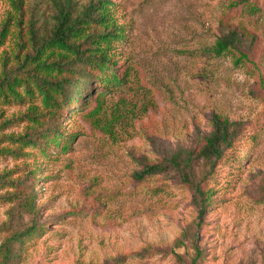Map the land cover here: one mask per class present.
Masks as SVG:
<instances>
[{"label": "rangeland", "instance_id": "374dc122", "mask_svg": "<svg viewBox=\"0 0 264 264\" xmlns=\"http://www.w3.org/2000/svg\"><path fill=\"white\" fill-rule=\"evenodd\" d=\"M58 1L0 0V75L4 61L14 68L29 50L28 27L47 35ZM72 1L75 10L90 2ZM107 2L111 24L122 31L123 43L111 51L121 81L64 114L60 127L70 138L63 152L0 155V176L24 180L37 209L33 218L17 201L0 200V245L3 229L20 232L34 221L45 229L13 248V264H116L145 249L158 255L123 264H189L193 246L197 264H264V0ZM228 29L239 35L237 51L212 57L209 49ZM28 107L0 106V125ZM214 114L237 125L236 137L220 158L199 157ZM30 132L16 121L0 138ZM171 160L177 169L135 181L139 163ZM198 183L211 200L201 215L192 189ZM20 190L4 186L0 198Z\"/></svg>", "mask_w": 264, "mask_h": 264}, {"label": "trees", "instance_id": "16d2710c", "mask_svg": "<svg viewBox=\"0 0 264 264\" xmlns=\"http://www.w3.org/2000/svg\"><path fill=\"white\" fill-rule=\"evenodd\" d=\"M108 3L107 0H90L83 8L75 10L77 5L72 0H61L55 5L56 14L52 17L53 23L46 36L38 35L33 25L27 28V53L22 60L18 56L15 57L14 68H9L8 61L3 62L0 75V106L27 104L29 107L23 116L1 124L0 131L16 121H24L31 125V132L18 137L2 136L0 145L8 143L17 145L18 149L8 151L0 148V155L11 154L17 157L22 148H29L42 158L49 157L55 149L56 152H63L70 138V135L63 133L65 126L60 127L64 114L79 106L85 107V98L89 99L94 95L93 100L100 99L106 86L118 85L121 81L116 73V61L111 56V51L114 42H122V31L120 28L115 29L111 24ZM4 33L0 34V46L3 44ZM239 43L237 31L228 29L216 40L209 53L214 58L233 53L237 51ZM54 54L56 58L52 60ZM241 61L239 57L235 63ZM94 83L99 86L94 85L91 89L86 87ZM37 99L38 105L35 103ZM209 128L208 135L202 138V146L197 156L218 159L223 147L235 139L237 125L214 114L211 116ZM174 165V160L139 163L140 170L134 174L135 181L144 182L171 169H177ZM30 177L31 175H27L25 180ZM5 179L9 180L7 175L0 176V189L9 186L21 190L18 194L5 196L0 200L7 203L17 201L20 210L34 218L37 214L35 192L28 194L22 191L24 180L20 181L21 184H13ZM193 186L194 203L201 215L210 207V196L202 192L200 183L192 184ZM258 203L264 206V197ZM44 229V224L34 221L20 232L3 229L6 236L0 245V264H13V248H20L39 237ZM193 249L195 256L189 264H197L201 259L198 249L195 246ZM155 255L158 254L145 249L117 258L114 263L123 264L127 259L145 260Z\"/></svg>", "mask_w": 264, "mask_h": 264}]
</instances>
